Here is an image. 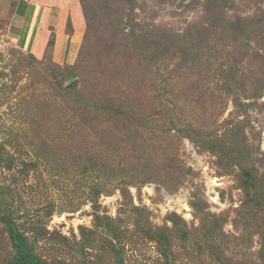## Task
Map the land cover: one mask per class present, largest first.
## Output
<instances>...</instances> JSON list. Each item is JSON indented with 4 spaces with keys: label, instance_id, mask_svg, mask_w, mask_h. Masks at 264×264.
Returning <instances> with one entry per match:
<instances>
[{
    "label": "rangeland",
    "instance_id": "374dc122",
    "mask_svg": "<svg viewBox=\"0 0 264 264\" xmlns=\"http://www.w3.org/2000/svg\"><path fill=\"white\" fill-rule=\"evenodd\" d=\"M68 5L0 0V264H264V0Z\"/></svg>",
    "mask_w": 264,
    "mask_h": 264
},
{
    "label": "crops",
    "instance_id": "0c3cea01",
    "mask_svg": "<svg viewBox=\"0 0 264 264\" xmlns=\"http://www.w3.org/2000/svg\"><path fill=\"white\" fill-rule=\"evenodd\" d=\"M29 2L30 7L28 12L30 14L32 13L33 15L34 13H36L35 11H44V9L52 8L54 5L61 4L63 8H66L67 6H69L68 4L73 3V0H29Z\"/></svg>",
    "mask_w": 264,
    "mask_h": 264
},
{
    "label": "trees",
    "instance_id": "16d2710c",
    "mask_svg": "<svg viewBox=\"0 0 264 264\" xmlns=\"http://www.w3.org/2000/svg\"><path fill=\"white\" fill-rule=\"evenodd\" d=\"M25 253V251H23ZM27 257V256H26ZM31 259L27 260L29 264H41L42 262L38 261L35 258L30 257ZM39 262V263H38Z\"/></svg>",
    "mask_w": 264,
    "mask_h": 264
}]
</instances>
